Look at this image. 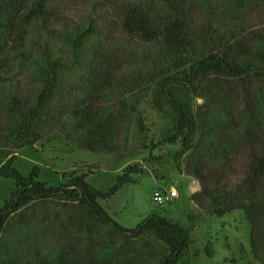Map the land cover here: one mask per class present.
Listing matches in <instances>:
<instances>
[{
    "label": "trees",
    "instance_id": "1",
    "mask_svg": "<svg viewBox=\"0 0 264 264\" xmlns=\"http://www.w3.org/2000/svg\"><path fill=\"white\" fill-rule=\"evenodd\" d=\"M53 2L0 0V160L6 159L0 173L15 180L0 209V238L16 214L25 224L24 211L48 200L64 203L61 224L72 236L56 250L34 247L22 258L0 257V264H189L183 260L193 243L189 228L157 212L127 228L98 202L133 181L141 164L127 165L108 191L93 188L86 174L51 186L39 179V167L24 175L13 165L14 149L54 128L85 150L117 152L130 121L112 100L114 81L138 63L108 52L90 55L96 23L58 29ZM259 4L264 0H122L115 8L123 29L153 44L166 65L156 91L170 107L173 131L163 142L191 152L186 172L201 185L192 199L218 217L243 210L253 254L264 264V29H247L241 16ZM76 71L87 75L68 83ZM143 76L138 80L145 82ZM23 77L38 84L35 96L19 92ZM65 93L75 95L54 113ZM194 96L204 101L195 105Z\"/></svg>",
    "mask_w": 264,
    "mask_h": 264
},
{
    "label": "rangeland",
    "instance_id": "2",
    "mask_svg": "<svg viewBox=\"0 0 264 264\" xmlns=\"http://www.w3.org/2000/svg\"><path fill=\"white\" fill-rule=\"evenodd\" d=\"M118 1L122 0H54L52 6L59 17L55 24L58 29L90 20L96 23L98 30L87 46L90 55L102 51L121 59L133 58L138 63L136 67L119 72L114 81L112 100L117 103L119 112L126 111L130 117L128 128L120 138V149L117 152H91L54 128L45 130L40 141L14 149L13 165L24 175L39 167V179L51 186L63 185L75 175L86 174V181L93 188L108 191L127 165L141 164L143 171L133 174V181L122 185L112 196L98 199L115 221L134 228L150 213L157 212L189 228L193 243L183 258L189 264H261L253 254L251 228L243 210L218 217L192 199V194L199 191L201 185L186 172L185 165L191 152H184L180 144L163 142L173 131L170 107L166 98L156 91L162 77L159 75L166 65L161 62L153 44H146L123 29L119 10L115 8ZM244 13L241 16L246 15L247 29H264V5L259 4L253 11ZM138 74L145 75V82L142 77L138 80ZM151 74L156 76L152 82L149 80ZM82 75L85 77L87 72L76 71L68 74L66 81L74 85ZM19 81V92L36 95L38 84L27 77ZM74 95H61L53 103V112H61ZM194 100L195 105L204 101L195 96ZM5 160H0V167ZM232 178L237 177L232 175ZM14 185V179L0 173V209L10 198ZM171 187L179 191L177 198L163 204L154 200L157 189ZM65 208L60 200L33 204L23 213L25 224L18 222L22 214H16L0 238L1 260L8 262L16 256L22 258L34 247L58 249L68 240V235L72 236L71 233L64 234L62 228Z\"/></svg>",
    "mask_w": 264,
    "mask_h": 264
},
{
    "label": "built area",
    "instance_id": "3",
    "mask_svg": "<svg viewBox=\"0 0 264 264\" xmlns=\"http://www.w3.org/2000/svg\"><path fill=\"white\" fill-rule=\"evenodd\" d=\"M179 196V191L175 187H171L170 189H157L154 192V200L159 204H163Z\"/></svg>",
    "mask_w": 264,
    "mask_h": 264
}]
</instances>
